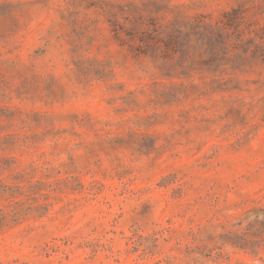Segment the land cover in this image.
Listing matches in <instances>:
<instances>
[{
    "label": "rangeland",
    "instance_id": "rangeland-1",
    "mask_svg": "<svg viewBox=\"0 0 264 264\" xmlns=\"http://www.w3.org/2000/svg\"><path fill=\"white\" fill-rule=\"evenodd\" d=\"M263 207L264 0H0V264H264Z\"/></svg>",
    "mask_w": 264,
    "mask_h": 264
},
{
    "label": "trees",
    "instance_id": "trees-1",
    "mask_svg": "<svg viewBox=\"0 0 264 264\" xmlns=\"http://www.w3.org/2000/svg\"><path fill=\"white\" fill-rule=\"evenodd\" d=\"M217 29H218V28H217ZM219 29H220V28H219ZM219 29H218V30H219ZM175 40H176V38L174 37V35H171V34H169V35L167 36V38H166V42H167V43H174ZM258 211H260V212H259L258 215L255 216V219L259 218L260 216H262V217L264 218V207H263L262 209L258 210Z\"/></svg>",
    "mask_w": 264,
    "mask_h": 264
}]
</instances>
